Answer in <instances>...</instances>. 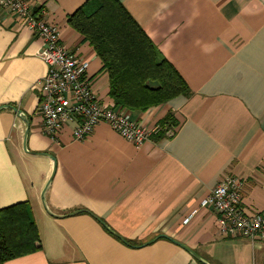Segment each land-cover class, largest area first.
I'll return each mask as SVG.
<instances>
[{"label":"crops","instance_id":"crops-1","mask_svg":"<svg viewBox=\"0 0 264 264\" xmlns=\"http://www.w3.org/2000/svg\"><path fill=\"white\" fill-rule=\"evenodd\" d=\"M86 1L40 0L112 107L103 61L68 22ZM120 1L191 90L131 110L150 128L176 120L140 147L105 121L84 140L70 126L47 135L35 86L47 73L42 39L0 8V208L29 202L42 239L5 264H203L176 241L211 264H264V247L224 236L201 206L234 175L246 212L264 210V0Z\"/></svg>","mask_w":264,"mask_h":264},{"label":"built area","instance_id":"built-area-1","mask_svg":"<svg viewBox=\"0 0 264 264\" xmlns=\"http://www.w3.org/2000/svg\"><path fill=\"white\" fill-rule=\"evenodd\" d=\"M0 8L26 23L42 39L39 56L47 64L46 75L35 84L40 91L39 112L44 132L52 139L70 126L75 140H84L101 122H108L124 138L140 147L162 130L135 120L127 108L103 104L87 78L89 61L70 50L58 27L51 24L40 0H0ZM245 181L225 175L202 200L201 206L217 215L220 232L227 237L264 241V210L248 214L242 204Z\"/></svg>","mask_w":264,"mask_h":264},{"label":"trees","instance_id":"trees-1","mask_svg":"<svg viewBox=\"0 0 264 264\" xmlns=\"http://www.w3.org/2000/svg\"><path fill=\"white\" fill-rule=\"evenodd\" d=\"M103 61L114 106L147 109L191 90L120 0H87L68 18ZM170 113L160 125L175 124ZM42 249L38 224L29 202L0 208V264Z\"/></svg>","mask_w":264,"mask_h":264},{"label":"water","instance_id":"water-1","mask_svg":"<svg viewBox=\"0 0 264 264\" xmlns=\"http://www.w3.org/2000/svg\"><path fill=\"white\" fill-rule=\"evenodd\" d=\"M20 112V114L22 113L21 111H18V113ZM28 135V131L26 132V136ZM24 148L27 150V145H26V141H25V143H24ZM51 180H52V178L48 181V183H47V185H46V187H45V189H44V191H43V196H44V194H45V191H46V189H47V187H48V185L50 184V182H51ZM44 206H45V208H46V210L50 213V214H52V215H55L54 213H52L51 211H50V209L48 208V206H47V204H46V202L44 201ZM81 211V210H80ZM78 212V211H77ZM76 213V212H75ZM103 225H105L106 226V224L103 222V221H100ZM110 230V229H109ZM110 231H112V230H110ZM176 243L178 244V245H180L181 247H183L184 249H186L188 252H190L197 260H199L200 262H202L203 264H211L210 262H208V261H206L205 259H203L197 252H195L193 249H191L190 247H188L187 245H185V244H183V243H181V242H178V241H176Z\"/></svg>","mask_w":264,"mask_h":264},{"label":"rangeland","instance_id":"rangeland-1","mask_svg":"<svg viewBox=\"0 0 264 264\" xmlns=\"http://www.w3.org/2000/svg\"><path fill=\"white\" fill-rule=\"evenodd\" d=\"M162 126V125H161ZM163 127V126H162ZM255 244L258 246V247H264V241H255Z\"/></svg>","mask_w":264,"mask_h":264}]
</instances>
